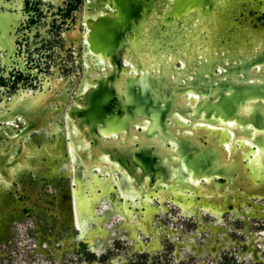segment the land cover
Here are the masks:
<instances>
[{
  "label": "water",
  "instance_id": "water-1",
  "mask_svg": "<svg viewBox=\"0 0 264 264\" xmlns=\"http://www.w3.org/2000/svg\"><path fill=\"white\" fill-rule=\"evenodd\" d=\"M164 1L170 12L160 16L157 29L149 23L146 41L138 0L137 37L130 42L145 58L149 50V65L136 58L137 72L131 80L105 84L102 99L107 115L100 120L106 136L94 134L98 120L90 121L85 137L90 154H78L84 142L76 139L72 127L68 129L70 174L76 185L70 206L59 204L52 211L55 228L84 227L152 196H175L178 204L202 209L225 208L233 196L264 197V34L246 30L243 37L235 35L220 49L229 48L230 54L215 73L205 61L220 47L215 35L228 25L227 2L216 0L207 16L181 14L205 3L210 8L212 0H149V8ZM239 1L228 0L234 6ZM176 19L180 26L171 25ZM120 24L116 30L108 28L107 35H123ZM158 29L163 37H153ZM111 49L106 42L107 53ZM238 52L247 53L250 60L241 58L239 63ZM178 60L185 61V68L175 65ZM173 72H181V79ZM91 99L97 101L99 96L94 92ZM130 122L137 125L132 129L135 137L125 140L122 129L129 132ZM31 128L28 124L26 131ZM113 132L115 136H110ZM0 173L6 171L0 168ZM112 190L115 198L102 202V194Z\"/></svg>",
  "mask_w": 264,
  "mask_h": 264
},
{
  "label": "flooded vegetation",
  "instance_id": "flooded-vegetation-1",
  "mask_svg": "<svg viewBox=\"0 0 264 264\" xmlns=\"http://www.w3.org/2000/svg\"><path fill=\"white\" fill-rule=\"evenodd\" d=\"M223 1L227 2L224 6L228 9V25L223 27L224 32L215 35L220 39V47L205 61L212 64L211 70L215 73L222 70L218 63L227 62L230 54L229 48L220 49L235 39V35L243 37L246 30H257L264 34V0H240L235 6L228 0ZM140 2L141 32L147 41L149 23L157 29L162 22L160 16L170 11L166 1L155 2L150 8L149 0ZM215 2L212 0L210 8H207V3L203 8L193 6L181 17L192 11L207 16ZM137 3L138 0H0V168L6 171L3 175L0 173V250L5 252V259L0 260V264H14L8 255L10 251H16L18 255L20 250L25 251L23 248H26V257L35 261L41 255V244L49 251L54 246L59 233L51 219L52 211L59 204L70 206L76 185L70 174L71 137L68 129L72 127L76 139L84 142L83 150L78 154L83 151L90 154L89 143L85 140L87 133L90 134L87 124L98 120L92 132L100 137L106 136L100 120L107 115L103 109L105 99H102L105 84L111 80L119 84L123 78L131 80L137 72L136 58L140 59L141 64L146 61L145 64L149 65V50L145 58L140 51L137 53L136 46L130 42L137 37ZM179 22L173 20L171 25L180 26ZM119 24L125 28L123 35H107L108 28L116 30ZM153 37L163 36H160L158 29ZM106 42L112 48L109 53ZM243 54L239 56L237 53L239 63L241 58L250 60L247 53ZM125 59L129 62L126 63ZM185 64V61L182 64L178 60L175 65L185 68ZM131 65L135 70L127 71ZM189 67L188 64L185 71ZM174 74L181 79V72ZM204 74L208 77V72ZM94 92L99 96L97 101L91 99ZM28 124L32 128L26 131ZM128 128L129 132L126 127L122 129L121 137L125 140L135 137L132 129L137 125L130 122ZM126 135L128 138H125ZM110 136H115V132ZM50 188L53 190L49 191ZM84 192L90 194L89 190ZM96 193H102V189ZM115 195L116 191L112 190L108 195L103 193L100 199L102 202L108 201ZM152 198L151 204L156 203L157 212L167 211V203L171 202L178 208L180 216L195 217L196 220L204 212L215 216L212 211L193 206L191 208L195 211L186 215L175 196L165 198L163 204L157 197ZM253 199L264 200V197L256 196ZM253 199L247 194L231 197L222 216L230 212L234 217H244L247 224L249 217L264 220L262 206L257 208ZM120 200L124 198L120 197ZM132 208L131 205L126 212L131 223L124 224L122 220L120 223L130 227L131 231L136 224V216L131 218L130 215L138 212L135 208L132 211ZM144 210L145 207L142 208ZM100 221L95 230L105 236L107 230L101 228ZM145 224H148L146 220ZM260 227L264 231V222ZM90 232L91 229L86 227L83 237ZM79 248L80 251L89 250L86 244ZM254 256L258 257L256 252ZM239 259L236 254L233 264L239 263ZM252 259L255 264H264L262 259ZM69 260L76 262V257ZM138 262V258L131 260V264Z\"/></svg>",
  "mask_w": 264,
  "mask_h": 264
},
{
  "label": "rangeland",
  "instance_id": "rangeland-1",
  "mask_svg": "<svg viewBox=\"0 0 264 264\" xmlns=\"http://www.w3.org/2000/svg\"><path fill=\"white\" fill-rule=\"evenodd\" d=\"M252 202L254 204H257L258 206H262V209L264 210V200L253 199ZM167 204L168 209L165 212H157L158 209L155 202L153 204H151L150 202L148 206H143L146 208V210L144 211V216H141L138 212L141 218H146V221H149V230L151 228V230L159 231V233L161 234L160 237L149 234V243L153 239L156 240L157 237H159V248L154 247L153 249H149V255L146 258H141L137 253H131L130 243L125 239L126 237L116 238L110 244L111 249H115L111 251L106 249L105 254H107L108 256L103 259V262H106L109 259L118 260V257L120 256L122 258V264H131V260L137 258L139 259L138 263L141 264H233V258L236 257L237 254V256L240 257L238 261L239 263L237 264H255L252 257L247 258L248 253L244 248V244L249 243V234H253L255 237L252 241L253 251L260 253L261 256L264 257V231L260 229V226L264 222V220L249 217L247 224L246 219L244 221V217H234L230 212H226L221 217V219H216L213 215L204 212L201 215V218L197 221L195 217L188 218L180 216V212L175 205H173L171 202ZM179 205L182 208V205ZM147 210L148 212L146 213ZM153 210H155V212ZM116 214L111 216L109 220V223L112 225V230L114 229V226L122 219L120 215L121 213ZM130 216L132 218L136 215H133L132 213V215ZM134 220L136 221V226L141 225L142 227V225H146L145 222H140L139 217L137 216ZM134 220L132 219V221ZM210 224L218 227L220 229V232L214 235L213 230L208 226ZM201 225L206 226L199 228V226ZM133 228L134 227L132 226V229ZM167 230H171V233L167 232ZM192 234H196L195 237H193ZM123 236H125V234ZM142 239L144 241L147 240L145 236H142ZM194 241L197 243V247L199 245H203L206 247L208 243L212 244V242H217L219 245L217 255L213 256L212 251L208 249L205 250V252L201 253L198 249H193L190 244H187V247L182 246L181 244L179 245V243H190ZM228 242V248L224 249L226 247V243ZM97 248L98 246L95 249ZM176 252H180L181 256L179 253L177 256ZM241 252L247 253V255L245 256V260H242L244 257ZM224 256H227V258ZM74 257H76V251L70 250L64 254L63 259H73ZM102 257L103 256H101V258ZM41 258L43 259V261H41L47 264H62V261H60L59 258L55 256L53 261L50 260L48 256L43 257L42 255ZM235 263L236 262H234V264Z\"/></svg>",
  "mask_w": 264,
  "mask_h": 264
},
{
  "label": "crops",
  "instance_id": "crops-1",
  "mask_svg": "<svg viewBox=\"0 0 264 264\" xmlns=\"http://www.w3.org/2000/svg\"><path fill=\"white\" fill-rule=\"evenodd\" d=\"M52 190H53V188L49 189V191H52ZM142 208L140 209L138 206H136L135 210L138 211L141 216H144V211L146 210V208L144 211H142ZM257 208L260 209L261 207L258 206ZM263 214H264V212H263ZM113 215H115V214H113ZM113 215H111V216H113ZM201 215L202 214L200 213V215L197 216V221L201 218ZM111 216H109L106 220L103 219L100 221L101 222L100 223L101 228L104 227L107 230L105 236L101 235L102 232H97L95 230V227H96L98 222L87 225L88 229L91 228V232L82 238L79 237L81 234V229L79 227H77V228H56L57 232L59 233V236L55 240L54 246H52L51 250L49 251V250H47V248L44 247L43 244H41V246H40L41 254L43 255V257L45 255H48V257L50 256L49 258L52 261L54 260V256H55V257L59 258L60 261H62V264H122V262H121L122 258L120 256L118 257V260L109 259L106 262H103V259L106 258V256H108L107 254H105L106 249H108L109 251L115 249V248L111 249L110 244L116 238L126 237L125 239L128 240L130 243L131 253L132 254L137 253V254H139V256L141 258L142 257L146 258L149 255V249H153L154 247H158V248L160 247L158 240H159V237L161 236V234L159 233V231L151 230V228H150L151 231L149 232V224L144 225V226L142 225V227H141V225H137V226L135 225V227H134L135 232H133L131 235V234H129L127 228L118 227L120 225L121 221L119 223H117L114 226V229L112 230L111 229L112 225L109 223ZM214 217H216V216H214ZM216 219H218V218L216 217ZM205 226L206 225H201V226H199V228H202ZM208 226L213 230L214 235H216V234H218V232H220V229L218 227H215L211 224ZM211 226H213V228ZM150 227H151V224H150ZM76 229H79L80 231L79 230L77 231ZM167 232L171 233V230H167ZM123 233L125 234V236H123L124 235ZM149 234L154 235V236H159V237H157L156 240L153 239L149 243ZM55 235L56 234H54V236ZM195 235L196 234H192L193 237H195ZM142 236H145L147 238V240L144 241L142 239ZM249 236H250L249 243L244 244V248L246 249V252L248 253L247 258L252 257L255 260H256V258H259L257 260H260V259L264 260V257H262L260 253L256 252L258 257L254 256L255 251H253L252 241L254 240L255 237L253 234H249ZM89 238H92L93 240H90ZM91 241H93V242L91 243ZM82 244H86L89 250L80 251L79 247ZM180 244L182 246H185V247H187L190 244V246L193 249H198L201 253L205 252V250H207V249L211 250L213 253V256L217 255V250L219 248V245L217 242H212V244L208 243L206 245V247L203 245H199L197 247V243L195 241L190 242V243H179V245ZM101 245H103V247L101 249H99V250L95 249V247H97V246L99 247ZM228 246H229V242L226 243L225 248L227 249ZM23 249H25V251H26V248H23ZM70 250L76 251V262L77 263L73 262V261L71 262L69 260L70 258L63 259L64 254ZM23 251L20 250L18 255H17L16 251H10L9 252L8 255L11 256V259H13L14 264H47L45 262H42L43 261V259L41 258L42 255H40L35 261H30V259L28 257H26L25 251L24 252ZM4 253L5 252L3 250H0V260L5 259V257H3ZM178 253L181 256L180 252H176V255L178 256ZM247 253L241 252V254L244 257L242 260L246 259L245 256L247 255ZM17 256H18V258H17ZM101 256H103V257L101 258ZM138 264H141V263H138Z\"/></svg>",
  "mask_w": 264,
  "mask_h": 264
},
{
  "label": "bare ground",
  "instance_id": "bare-ground-1",
  "mask_svg": "<svg viewBox=\"0 0 264 264\" xmlns=\"http://www.w3.org/2000/svg\"><path fill=\"white\" fill-rule=\"evenodd\" d=\"M160 199V201H161V203H163V198H159ZM153 201V199H151V200H148V201H146V202H144V203H141V204H139V205H136V206H138L139 208H141V207H143V206H148L149 205V203L150 202H152ZM136 206H134L133 208H135ZM182 207H183V212L185 213V214H192L195 210H193L192 208H191V206H186V205H182ZM227 207H225V208H222V209H204V210H208V211H212V213H214L216 216H217V218L218 219H221V217H222V212L226 209ZM240 209V208H239ZM127 210L128 209H126V210H124L122 213L121 212H118V214H120L121 215V217H122V222H124V224H129V223H131V220H130V218L127 216L128 214H126V212H127ZM132 215V214H131ZM133 215H136L137 217H140L139 216V213L138 212H133ZM135 217V216H134ZM108 218V217H107ZM135 219V218H134ZM106 220V219H105ZM145 218H139V221L141 222V221H144L145 222ZM133 222V221H132ZM139 223V222H138ZM148 223H149V221H148ZM122 227H125V228H127L128 229V232H129V234H131L132 235V233L133 232H135L134 231V228L132 229V231H131V229H130V227H127V226H123V225H120V228H122ZM133 227H135V226H133ZM80 229H81V234H80V238H82L83 237V233H84V231H85V229H86V226H84V227H79ZM93 242V241H92Z\"/></svg>",
  "mask_w": 264,
  "mask_h": 264
}]
</instances>
